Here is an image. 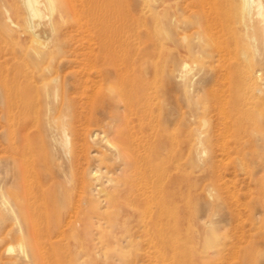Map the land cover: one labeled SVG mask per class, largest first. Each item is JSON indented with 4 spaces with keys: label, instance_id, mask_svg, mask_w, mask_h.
<instances>
[{
    "label": "rangeland",
    "instance_id": "obj_1",
    "mask_svg": "<svg viewBox=\"0 0 264 264\" xmlns=\"http://www.w3.org/2000/svg\"><path fill=\"white\" fill-rule=\"evenodd\" d=\"M55 1L58 34L36 42L0 0V264H264V92L245 79L253 67L264 89V41L246 33L240 0L238 20L211 29L195 12L208 0ZM14 94L28 114L10 113ZM121 145L154 169L155 225L128 193L95 208L108 176L134 175Z\"/></svg>",
    "mask_w": 264,
    "mask_h": 264
},
{
    "label": "bare ground",
    "instance_id": "obj_2",
    "mask_svg": "<svg viewBox=\"0 0 264 264\" xmlns=\"http://www.w3.org/2000/svg\"><path fill=\"white\" fill-rule=\"evenodd\" d=\"M189 1V0H188ZM198 1V0H195ZM203 0L198 1L202 2ZM207 1V0H206ZM10 5H11V9L10 11H7V20L9 22V24L15 29L16 35L19 38H26V39H32L36 42H43L45 40L48 41V39H53L56 35L58 34L57 28L56 26L59 24H55L56 21L58 23H60V21L57 19V17L62 16L63 21H64V17L61 13H65V9H61V13H60V8H62L61 6H59V9L57 7V3L55 0H9ZM58 2L64 3L63 1L59 0ZM68 2V1H67ZM241 2V12H240V19L242 20V22H244L243 24H245V28H246V33L248 32H252L253 34H250L249 38L254 41L257 42L259 37L263 39L264 41V0H240ZM194 3L191 2L190 5ZM203 4V3H202ZM209 4V5H208ZM233 4V3H232ZM230 0H208L207 5L205 4L206 7L204 6H199L200 8H198L199 10H196L195 12L197 13V19L199 20V25L200 24H204L206 26H208V28H212L214 26H228L230 27L231 24L235 23L238 20V16H234V14L232 13V9L233 7ZM63 5V4H61ZM67 5V4H66ZM69 5V4H68ZM189 5V6H190ZM194 6V4H192ZM198 5V4H197ZM204 5V4H203ZM196 6V3H195ZM194 6V7H195ZM208 6V7H207ZM56 13L60 14L58 15L56 18ZM67 13V12H66ZM65 13V14H66ZM224 15V16H223ZM65 16V15H64ZM223 16V20H221ZM58 17V18H59ZM67 17V16H66ZM55 19H57L55 21ZM66 19V18H65ZM239 19V20H240ZM59 20V21H58ZM62 21V22H63ZM62 22L60 23V25L62 24ZM66 22V21H65ZM105 25V24H104ZM198 25V26H199ZM201 25V26H202ZM200 26V27H201ZM233 26V25H232ZM61 27V26H60ZM63 27V25H62ZM204 28V27H203ZM59 29V28H58ZM60 30V29H59ZM58 30V31H59ZM206 30V29H205ZM204 31V29H203ZM61 32V31H59ZM205 32V31H204ZM235 32V31H234ZM230 33V32H229ZM245 33V31H244ZM205 34V33H204ZM60 35V34H59ZM236 35V33L234 34V36ZM233 36V35H232ZM245 36V34H244ZM247 39L248 40V35ZM240 38V37H239ZM209 39V38H208ZM249 39V40H250ZM260 41V40H259ZM105 42V41H104ZM209 42V41H208ZM242 42V41H241ZM215 43V42H214ZM106 44V43H105ZM216 44V43H215ZM243 45V44H242ZM114 49V48H113ZM109 56V54H108ZM123 64V61L120 65ZM5 66L3 64H0V74L3 75V68ZM245 75V74H244ZM249 82V84L254 87L256 90H260L264 92V89L262 87H260V83L258 84V75L257 73L254 71L253 67L248 66L247 70H246V78ZM3 80V79H2ZM8 81L5 86L10 87L13 83H10V80H6ZM13 81V80H11ZM57 81V80H55ZM247 82V81H246ZM5 83V82H4ZM86 84V83H85ZM84 85V84H83ZM87 86V85H85ZM13 88V87H12ZM60 88L59 84L57 83L55 85V92L58 91V89ZM10 89V88H9ZM14 89V88H13ZM10 91H12V89H10ZM9 92V91H8ZM257 92V91H256ZM15 95V94H14ZM56 97H58L57 93H55ZM261 96V95H260ZM15 100H13L10 104V113L15 112V107H17V104L20 105V114H28V106L24 105V103L20 102V97L16 94L15 96ZM120 97V96H119ZM94 98V97H93ZM127 98V96H126ZM261 98V97H259ZM263 100V99H262ZM120 101V100H119ZM92 102V101H91ZM128 103V102H127ZM132 105V104H131ZM129 106V104H128ZM18 108V107H17ZM127 108V107H126ZM129 108V107H128ZM127 108V109H128ZM127 111V110H126ZM130 111V109H129ZM128 112V111H127ZM139 112V110H138ZM131 113V112H130ZM132 114V113H131ZM127 115V114H125ZM129 116V115H128ZM60 118V117H59ZM125 118H128L125 116ZM62 119V118H61ZM136 119V118H135ZM66 120V119H65ZM125 120V119H124ZM127 120V119H126ZM53 121V120H52ZM60 122V121H59ZM126 122V121H125ZM52 124L56 127L55 122L53 121ZM138 124V123H137ZM61 132L63 135V142H62V146L65 150V152H67V156H68V150L70 147V134L69 133V127L67 126V123L62 120L61 124ZM131 125V124H128ZM134 125V124H133ZM53 126V127H54ZM137 126V125H136ZM127 127V125L125 126V128ZM139 127V126H138ZM143 127V126H142ZM71 128V127H70ZM123 128V127H122ZM128 131V129H127ZM138 132V131H137ZM98 133V132H97ZM97 133H92L91 137H98L99 135ZM120 133V132H119ZM73 134V133H72ZM127 135V134H126ZM121 136V135H120ZM125 136V135H124ZM123 136V137H124ZM61 137V136H60ZM100 137V136H99ZM105 137V136H102ZM122 137V136H121ZM136 137V135H135ZM133 138V137H132ZM125 139V137H124ZM61 140V139H60ZM108 140V139H107ZM61 142V141H60ZM106 142V140H105ZM110 142V140L108 141ZM126 143H128L127 141H124ZM136 142V141H135ZM151 142V141H149ZM153 142V141H152ZM137 143V142H136ZM121 144V143H120ZM123 144V141H122ZM130 144V143H128ZM127 144V145H128ZM142 144V143H141ZM117 145V144H116ZM119 145V144H118ZM125 145V144H124ZM152 145V144H151ZM108 146V145H107ZM146 146V145H145ZM116 147V146H115ZM119 147V146H118ZM122 148L119 149H115L118 150V158H120L122 160V165H125V169H132V171L134 172V175L132 178H128L129 180L123 184L119 183L120 179H118V175L119 173H117L118 175L116 177H114V175H110L107 177V179L104 180V192L106 193V195L98 193V192H93L92 196H95V200L98 203V205L96 206L95 204V208L98 210H102L105 206L108 207V205L110 204H116L119 203L120 201L123 202V200H121L122 198H125L128 196V194L132 195L134 197V199H137L141 202H143L145 204V207H142V213H145L149 216L150 221L148 222V224H154L155 225V221L157 218V201L155 199V187H156V181H155V172L154 169L152 168V170L150 172H145L144 170H142V165H141V159H142V155H141V149L140 146L138 145H130L127 147H123L122 145L120 146ZM149 147V146H148ZM62 148V149H63ZM150 151V150H149ZM83 152V151H82ZM71 153V152H70ZM153 153V152H152ZM73 154V153H72ZM33 157V150L30 149L29 147H26L24 152H23V171L25 169L26 172H30V169L34 168L33 162H31V158ZM73 157L71 156V159ZM153 158V157H151ZM70 159V160H71ZM69 160V161H70ZM79 160V159H78ZM148 160V159H146ZM76 161V159H75ZM117 161V160H116ZM119 162V161H118ZM71 163V162H70ZM145 163V162H144ZM79 164V163H78ZM152 164V163H151ZM124 167V166H123ZM153 167V166H152ZM75 168V167H74ZM108 168V167H107ZM124 169V168H123ZM124 169V170H125ZM98 170V169H97ZM101 170V169H100ZM108 171V170H107ZM157 171V170H156ZM99 172V171H98ZM105 172V171H104ZM24 173V172H23ZM124 173V172H123ZM129 173V170L127 172ZM101 174V173H100ZM122 174V173H120ZM25 175V174H24ZM95 176L97 174H94ZM104 175V174H102ZM37 176V175H36ZM107 176V175H106ZM94 177V176H93ZM101 177V176H100ZM99 177V178H100ZM38 178V177H36ZM98 178V177H97ZM158 178V177H157ZM146 179H148L149 182H147V191L143 188V185L140 186V181H145ZM25 180V179H24ZM77 180V179H76ZM101 181V180H100ZM103 181V180H102ZM37 182V181H36ZM77 182V181H76ZM83 182V181H82ZM144 183V182H143ZM72 184V183H71ZM74 184V183H73ZM98 184V183H97ZM114 184H118L115 185ZM43 185V184H42ZM79 185V184H78ZM158 185V183H157ZM72 186V185H69ZM74 188V187H73ZM110 189H115L114 192L112 193V191H109ZM26 189V188H25ZM69 189V188H68ZM101 189V188H99ZM77 190V189H76ZM79 190V189H78ZM82 190L80 193H82V195H84V198H89L91 197V191L87 186H83ZM94 191V190H93ZM115 191H117V193H115ZM100 192H102L100 190ZM29 193V192H28ZM68 193V192H67ZM79 193V192H78ZM128 193V194H127ZM70 194V193H69ZM68 194V195H69ZM67 195V197H68ZM79 195V194H78ZM32 196V195H31ZM42 196V195H41ZM81 196V195H80ZM105 196V197H104ZM47 197V195H46ZM78 197V196H77ZM104 197V198H103ZM31 198V197H30ZM70 198V197H68ZM3 199V198H2ZM38 199V198H37ZM45 199V198H44ZM71 199V198H70ZM85 199V200H86ZM136 201V200H135ZM4 202V201H3ZM33 202V201H32ZM31 202V204H32ZM125 202V201H124ZM123 202V203H124ZM77 203V202H76ZM85 203V202H84ZM126 203V202H125ZM70 204V203H69ZM78 204V203H77ZM86 204V203H85ZM127 204V203H126ZM93 205V206H94ZM120 205V204H119ZM118 204H116V206H119ZM125 205V204H124ZM75 206V205H74ZM77 206V205H76ZM78 206H80L78 204ZM88 206V205H87ZM111 206V205H110ZM121 206V205H120ZM118 208H121V207ZM136 206V205H135ZM143 206V205H142ZM28 207V204H27ZM32 207V206H31ZM115 209L116 207L113 206ZM38 208V207H37ZM74 208V207H73ZM79 208V207H78ZM76 209V207H75ZM96 209H95V213H96ZM111 209V208H110ZM82 210V209H81ZM118 210V209H117ZM27 211H29V209H27ZM30 212V211H29ZM28 212V213H29ZM37 212V211H36ZM90 212V211H89ZM88 212V214H89ZM92 212V211H91ZM74 214H76V212H74ZM99 214V213H98ZM103 214V212H102ZM38 215V214H37ZM87 215V214H86ZM136 215V214H135ZM31 215H29L30 217ZM68 216V215H67ZM70 216H73L72 214ZM68 216V217H70ZM100 217V215H99ZM136 217L138 218V214L136 215ZM31 218V217H30ZM34 219V218H33ZM108 219V217L106 218ZM147 219V218H146ZM145 219V220H146ZM32 220V219H31ZM103 220V219H102ZM101 220V218H99V220L95 221L94 225H96V230H101L103 228V226L106 224L105 222H103ZM143 220V219H142ZM107 221V220H105ZM108 222V221H107ZM34 223V222H31ZM70 223V222H69ZM105 223V224H104ZM138 223V222H137ZM147 224V223H146ZM34 226V225H33ZM159 226V225H158ZM149 227V226H148ZM147 228V227H145ZM155 229V228H154ZM142 230V229H141ZM34 231V228H33ZM84 231V230H83ZM38 233V232H37ZM154 233V232H153ZM86 235V234H85ZM154 239V238H153ZM152 239V240H153ZM94 245V244H93ZM92 244H90V247L93 250ZM100 249V248H99Z\"/></svg>",
    "mask_w": 264,
    "mask_h": 264
}]
</instances>
